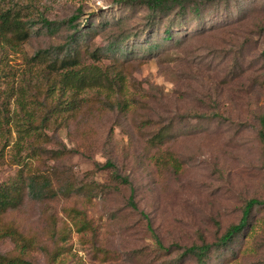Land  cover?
<instances>
[{"label": "rangeland", "instance_id": "1", "mask_svg": "<svg viewBox=\"0 0 264 264\" xmlns=\"http://www.w3.org/2000/svg\"><path fill=\"white\" fill-rule=\"evenodd\" d=\"M11 1L25 0H0V9ZM39 1L43 17L59 30L43 32L38 22L35 29L42 32L26 43L28 54L65 45L73 31L67 21L78 14L74 23L83 32L91 26L99 32L92 39L88 34L91 49H107L127 37L123 50L134 54L124 64L137 104L127 113L103 106L58 132L48 129L55 139L46 147L64 153L35 162L57 190L70 183L102 188L86 206L96 233L77 230L63 209L81 208L82 201L63 196H28L7 220L41 237V248L31 256L41 264L55 252L57 264H197L195 258L180 262V254L202 238L216 241L240 221L248 200L264 199V147L258 138L264 113V0H193L200 4L198 11L179 13L177 8L164 19L149 16L140 2ZM173 25L177 36L164 42L165 30ZM151 44L161 47L150 52ZM109 53L107 65L117 54ZM0 67L16 74L10 145L0 165L4 180L19 168L11 160L18 148L25 150L20 159H32L44 108L30 96L21 54L10 55ZM78 94L77 83L64 94H53L55 101L62 99L64 110L54 114L52 126L70 114ZM162 128L172 129L166 148L182 161L179 173L159 171L148 158L147 140ZM107 160L116 168L98 166ZM114 172L131 184L121 183ZM131 187L136 209L129 202ZM251 222L254 226L232 247L240 255L233 264H264V209L256 208ZM57 246L65 248L55 251ZM98 247L111 256L103 260ZM12 250L9 240L0 243L1 252ZM230 250L213 252L209 264L223 263L232 256Z\"/></svg>", "mask_w": 264, "mask_h": 264}, {"label": "trees", "instance_id": "2", "mask_svg": "<svg viewBox=\"0 0 264 264\" xmlns=\"http://www.w3.org/2000/svg\"><path fill=\"white\" fill-rule=\"evenodd\" d=\"M125 2L127 4L140 2L145 5L149 16L161 19L169 17L177 8L179 13H185L190 9L194 11L200 9L199 2L193 0H125ZM76 20H78V14L67 21L73 31L65 45L40 50L30 56L25 49L26 43L34 35L41 33L42 28L43 32L46 30L49 34L57 33L59 25L43 17L39 0H25L17 3L11 1L0 9V65L10 55L21 54L30 96L44 108L36 127L43 132L32 141V159L27 157L20 159L25 150L18 148V153L15 155L17 157L11 160L19 165V168L14 175L4 180L0 179V243L9 240L13 244V252L0 251V264H41L31 259L32 253L41 248V237L36 233L22 231L18 225L6 218L9 213L20 209L28 196L38 200L55 199L58 196L74 199V201L81 200L83 207L79 208L74 204L65 207L63 212L79 232L96 233L95 222L89 218L86 206L93 203L94 197L97 192H102V188L98 184L70 183L60 186L57 190L50 176L38 168L35 162L40 163L46 157L57 159L64 153V151H55L46 147L55 139L46 132L48 129L52 128L53 131L58 132L69 127L81 114L93 113L96 109L101 110L103 106L127 113L135 109L137 104L136 93L129 87L127 66L124 64L126 59L134 54V52L125 53L123 50L122 45L125 44L127 37L117 38L107 49L101 47L91 49L89 41L99 32L93 26L88 29L91 31L83 32L80 25L74 23ZM38 22H42L41 29H35ZM91 33L89 40L88 34ZM176 36L174 25L169 26L165 30L163 41H173ZM160 47L161 45L158 44L152 45L151 50H147L152 52ZM109 52H117V54L112 57L111 64L107 65L105 58H109L106 56L110 54ZM15 79V73L0 67V165L6 163L7 149L10 145L11 100L16 92ZM72 83L79 85V94L73 101L70 114L54 127L50 123L51 119L56 112L64 110V105L62 99L55 101L53 94L56 91L64 94L67 86ZM261 85L264 86V81ZM171 131L172 129L162 128L147 140L148 158L159 171L172 170L179 173L182 161L173 150L166 148ZM258 138L264 147V113L260 115ZM98 166L106 169L116 168L112 160H107L103 165ZM113 174L121 183L131 184L128 177L118 172ZM129 202L133 208H137L133 187H131ZM256 208L264 209V199L248 200L239 222L230 225L225 233L212 243L202 238L200 244L187 247L180 254V262L195 258L197 264H209L208 259L213 252L219 250L225 252L231 249L230 255L232 256L221 264H233V261H237L240 255L233 251L232 247L236 245L241 234L251 229L253 212ZM65 236L62 230V237ZM156 238L161 249L168 252L169 248L164 247L158 237ZM64 248V246H57L55 251H61ZM97 250L103 260L111 256L108 250L100 247ZM251 250V247L246 248L244 252L248 253ZM58 254L59 252H55L46 264H57Z\"/></svg>", "mask_w": 264, "mask_h": 264}]
</instances>
